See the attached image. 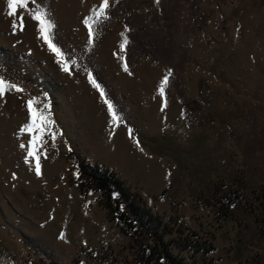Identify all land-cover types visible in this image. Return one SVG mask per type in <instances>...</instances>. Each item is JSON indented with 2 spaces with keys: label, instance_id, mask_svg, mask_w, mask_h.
<instances>
[{
  "label": "rangeland",
  "instance_id": "obj_1",
  "mask_svg": "<svg viewBox=\"0 0 264 264\" xmlns=\"http://www.w3.org/2000/svg\"><path fill=\"white\" fill-rule=\"evenodd\" d=\"M114 2L108 0L107 8ZM102 3L28 0L10 17L0 0V78L23 90L0 97V264H140V238L109 218L99 188L87 187L80 175V163L101 167L141 194L118 171L86 160L114 158L105 152L124 144L127 132L139 135L131 137L138 144H155L169 171L150 183L169 177L158 197L173 196L174 207L156 211L141 194L159 217L156 224L146 218V226L165 243L163 250L175 259L186 256V264H220L207 250L190 256L181 248L187 241L182 235H196L183 223L187 214L195 222L202 218L207 230L224 227L230 239L246 235L245 255L256 260L257 248L264 256V242L254 245L259 234L250 231L257 217L264 220V0H122L117 16L89 22V45L84 20ZM41 10L60 38L53 41L61 62L32 19ZM125 17L133 27L128 71L121 51ZM135 28L149 36L134 35ZM141 40L151 53L140 49ZM169 71L161 96L159 85ZM89 73L99 75L96 82L118 121ZM29 99L46 117L32 132L21 131L30 123ZM33 140L40 176L36 159L27 155ZM196 236L210 246L205 234ZM85 248L107 255L91 259L81 254ZM255 264H262L260 257Z\"/></svg>",
  "mask_w": 264,
  "mask_h": 264
},
{
  "label": "crops",
  "instance_id": "obj_2",
  "mask_svg": "<svg viewBox=\"0 0 264 264\" xmlns=\"http://www.w3.org/2000/svg\"><path fill=\"white\" fill-rule=\"evenodd\" d=\"M119 129L121 128H118L116 130ZM124 136H126V133L124 134ZM132 136L135 137L137 135L135 132H133V135L132 132L131 134L127 132L126 142L124 144H115L112 149H109L105 152L106 154H109L110 152L113 153L114 158H111V156H107L102 160H98L94 158H87L85 156L86 160L90 164H103L114 170L116 173L119 172L121 174V177L123 176L128 182L132 184L134 183V187L140 190L141 194L146 198L147 202L156 211L161 212L168 208L174 207L176 205V202L173 196L171 197L169 194H167V196H164V198L158 197L160 196L162 190L167 187L169 177L167 178L166 183L163 181H159V183L155 184L150 183L151 178H155L156 174L158 175L159 172H161V175L164 174L165 177L169 175V171L164 170L162 162L157 159L158 154L155 153V144H149L148 142L147 144H144L145 141L142 142L143 144H138L134 139L131 138ZM168 158L169 157L167 156V161ZM148 161L152 162L149 163ZM156 162L157 164L155 165ZM154 165L156 166V168L154 167ZM125 167H128L130 170H134V175H129ZM144 174L145 176L149 177L148 180L144 179ZM152 181L155 180L153 179ZM164 183L166 185H164ZM236 189L234 187V191ZM213 195L214 194H212L211 196ZM156 197L159 199H156ZM213 197L215 198V196ZM209 206L211 207L212 205ZM249 214L252 216L251 213ZM183 219V223L190 227V229L194 230L196 232V235L205 234V236L208 237L210 248L206 253L207 255L218 260L220 264H255L257 262V257H260L262 264H264V256H262V254L259 252V249L257 248H253V256L256 258V260L253 261L252 258L245 255L244 249L248 248L249 246V244L247 243L248 240L246 239V235H239L241 236L242 240L236 238L230 239L228 236L230 233H226L227 229H225L224 227H220L214 230H207L205 228L206 226H204L203 224L202 218L197 217V220L195 222V219L191 218L190 215L185 214V218ZM255 225L250 226L253 229L250 231L251 233H254L255 230H257L259 236L256 237L254 245H259V243L264 242V231L260 230V227L264 226V220H262L260 217H257ZM230 231L232 232V229H229V232ZM223 235H226L225 239L223 238ZM238 247L241 248L240 254L235 253L239 250Z\"/></svg>",
  "mask_w": 264,
  "mask_h": 264
},
{
  "label": "built area",
  "instance_id": "obj_3",
  "mask_svg": "<svg viewBox=\"0 0 264 264\" xmlns=\"http://www.w3.org/2000/svg\"><path fill=\"white\" fill-rule=\"evenodd\" d=\"M89 169H96L100 174L109 178L111 183L110 189L104 190L97 188L98 191L105 197V207L109 218L120 224L125 232L134 235L137 240L140 238L141 241L138 240V242H141L142 250L145 251L146 255H151V248L153 246H159L165 249V243L161 244L157 238V234H151V226H146V218H154V224L158 223L160 220L157 214L154 213L150 206L147 205L141 194L137 191L129 189L127 186L119 182L114 181V179L109 176L110 172L107 170H104L101 167H92L87 164L80 163L81 179L87 187L95 188L96 183V178L89 175ZM179 233L182 235L181 230H179ZM182 236L186 237L187 241L183 238L186 243L181 248L183 250L189 249L191 252L190 256H194L195 253H199V251H208L210 248L208 243L201 241V239H199L192 232ZM143 243H145V245ZM167 253L168 255H171L169 250H167ZM81 254L91 259L93 258L100 261L103 260L102 256L107 255L104 252L92 250L90 248H85ZM166 260H168L167 255L163 254L160 259L161 263L172 264L170 262L166 263ZM176 260H181L186 264V261L189 259L186 256H182L181 259L176 258ZM210 260H207L205 264H217L216 262ZM148 264L153 263L149 262Z\"/></svg>",
  "mask_w": 264,
  "mask_h": 264
},
{
  "label": "snow or ice",
  "instance_id": "obj_4",
  "mask_svg": "<svg viewBox=\"0 0 264 264\" xmlns=\"http://www.w3.org/2000/svg\"><path fill=\"white\" fill-rule=\"evenodd\" d=\"M28 0H6V5H7V15L10 17H16L18 9H24L27 7ZM109 6L108 0H103V3L100 5V11L96 14L97 16L102 15L105 11V9ZM32 19L37 22L38 24V32L40 35V38L43 39L44 43L48 46L49 50L54 53V55L57 57V61L61 62L63 61V54L61 53V50L52 42L50 33L54 27V24L47 20L45 18V13L41 11H36L32 15ZM85 26L88 28V43L89 45L92 44L93 42V31H92V26L89 23L88 19L84 20ZM17 22L14 20L13 21V28H17ZM19 27L22 29L23 27V17H19ZM127 43V40L124 41V44ZM124 44H121V51L124 50ZM72 63H75L73 61ZM62 69L67 72L69 71L68 65L66 63H62ZM124 70L128 71L127 65H124ZM171 75V71H169L161 81L159 88H160V94L163 96L164 94V88L168 83V77ZM88 79L90 83L95 87L99 93L100 96L104 102V104L107 106V110L112 118L113 122H116L120 119V117L116 114L114 107L112 103L105 98V92L101 88V86L93 79L92 74H88ZM9 90H14L16 92H21L23 91L21 88H19L15 84H10L7 83L3 78H0V97H3L7 91ZM36 103L35 99H29L26 102V107L29 112V118H30V123L26 125V129H21V131H29L32 132L33 130H40L43 127V123L46 120V117L42 114H38L37 110L34 108V104ZM45 107H48L45 105ZM30 148L28 150V157H33L36 159V164H35V171L36 175L40 176V163H39V158L36 156V153L34 151L35 148V140L30 141ZM21 147L23 148L24 145L22 144ZM28 163V160L26 159L25 161ZM61 238H63V234H61Z\"/></svg>",
  "mask_w": 264,
  "mask_h": 264
},
{
  "label": "trees",
  "instance_id": "obj_5",
  "mask_svg": "<svg viewBox=\"0 0 264 264\" xmlns=\"http://www.w3.org/2000/svg\"><path fill=\"white\" fill-rule=\"evenodd\" d=\"M121 2H122V0H116V2H114V4L112 6H110L109 8H106L104 13L102 15H99V16H97L96 14L100 11V8L95 9L90 16L89 22H96V21H99L101 19H111V18L117 16V11L120 7ZM165 15H163L164 18H165ZM123 21H124V26L126 27V29L123 32L121 44H124L125 40H127V43L124 44V50L122 51V61H123L124 65L125 64L127 65L129 45H130V41H132V39H133L132 38L133 27H131V22L128 21L127 17L123 18ZM136 33H142V34H144L145 37L149 36V33L147 32V30H144L143 28H140V29L135 28L134 29V35ZM50 36H52L51 39H52V42L54 44H55V42L53 41V38L60 39L59 36L57 35L56 31H54V30L51 31ZM145 42L147 45L150 41H149V39H147ZM139 45H142L140 48L142 51H144L146 53L152 52V50H150V49H148V47L146 48L144 46V43H142V40L140 41ZM91 74H92V77L95 81H101V79L99 78V75H96L94 73H91ZM89 170H90L89 175L96 178L95 179L96 180V183H95L96 188L104 189V190L110 189L111 183H110L108 177L104 176L103 174H100L96 169H89ZM163 249L164 248L159 247V246H153L151 248V255H146L145 251L142 250L141 256H140V264H148L149 262H152L153 264H162L160 259H161L163 254H166L167 258L169 260H171L173 264H185L181 260H176L174 257H172V255H168L167 250L165 251Z\"/></svg>",
  "mask_w": 264,
  "mask_h": 264
},
{
  "label": "bare ground",
  "instance_id": "obj_6",
  "mask_svg": "<svg viewBox=\"0 0 264 264\" xmlns=\"http://www.w3.org/2000/svg\"><path fill=\"white\" fill-rule=\"evenodd\" d=\"M149 219H154V218H149Z\"/></svg>",
  "mask_w": 264,
  "mask_h": 264
}]
</instances>
